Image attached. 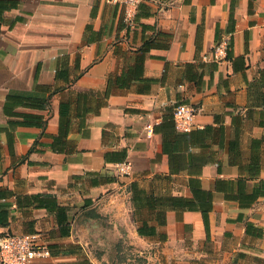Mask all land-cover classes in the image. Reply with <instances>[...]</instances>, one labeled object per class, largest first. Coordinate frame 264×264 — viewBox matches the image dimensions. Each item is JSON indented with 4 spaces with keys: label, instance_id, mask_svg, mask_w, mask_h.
Masks as SVG:
<instances>
[{
    "label": "crops",
    "instance_id": "1",
    "mask_svg": "<svg viewBox=\"0 0 264 264\" xmlns=\"http://www.w3.org/2000/svg\"><path fill=\"white\" fill-rule=\"evenodd\" d=\"M4 233L40 235L34 264H264V0L146 1L133 27L110 0H0Z\"/></svg>",
    "mask_w": 264,
    "mask_h": 264
},
{
    "label": "built area",
    "instance_id": "2",
    "mask_svg": "<svg viewBox=\"0 0 264 264\" xmlns=\"http://www.w3.org/2000/svg\"><path fill=\"white\" fill-rule=\"evenodd\" d=\"M119 2L125 9V22L134 26V16L139 6L151 0H110ZM231 49V40L223 39L218 42L212 52L214 62L225 61ZM207 59V56L203 58ZM196 108L192 105L182 103L175 107L173 118L176 128L182 132H188L193 127V119ZM151 129V125L147 126ZM119 176H130L132 174L131 164L123 163L118 166ZM37 233L18 234L5 233L0 235V264H34L37 258L49 255L48 248L40 241Z\"/></svg>",
    "mask_w": 264,
    "mask_h": 264
},
{
    "label": "trees",
    "instance_id": "3",
    "mask_svg": "<svg viewBox=\"0 0 264 264\" xmlns=\"http://www.w3.org/2000/svg\"><path fill=\"white\" fill-rule=\"evenodd\" d=\"M231 22H232V24L234 23V17H233V15L231 16ZM231 45H232V42H231ZM231 56H232V51L230 49V51L228 52L227 59L231 58ZM192 189H193V186H192ZM131 192L133 194L132 201H133L134 206H135L136 209L139 208V207H141L143 204L145 205L146 193H145L144 190H142L141 188H139L136 183H132V185H131ZM176 201L177 200L174 199V198H171L170 199V202H174L175 203ZM181 201H180V203L181 204H184L185 208L188 209V210H194L196 208V206L194 205V202L191 201V200H184V201L181 200ZM200 203L201 204H204L205 201L203 199H201L200 200ZM140 234H143V232L140 231ZM0 235H3V234H0Z\"/></svg>",
    "mask_w": 264,
    "mask_h": 264
},
{
    "label": "rangeland",
    "instance_id": "4",
    "mask_svg": "<svg viewBox=\"0 0 264 264\" xmlns=\"http://www.w3.org/2000/svg\"><path fill=\"white\" fill-rule=\"evenodd\" d=\"M95 252L100 257H103L107 255V253H109V255L107 256V261L109 264H127L126 262L127 260L125 257V255L128 254L127 249H123V248L112 249V250L96 249Z\"/></svg>",
    "mask_w": 264,
    "mask_h": 264
}]
</instances>
